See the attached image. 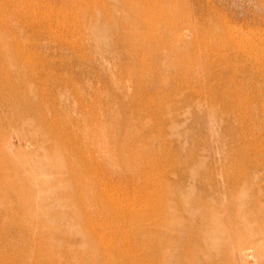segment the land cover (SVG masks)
<instances>
[{"label":"rangeland","instance_id":"374dc122","mask_svg":"<svg viewBox=\"0 0 264 264\" xmlns=\"http://www.w3.org/2000/svg\"><path fill=\"white\" fill-rule=\"evenodd\" d=\"M0 264H264V0H0Z\"/></svg>","mask_w":264,"mask_h":264},{"label":"bare ground","instance_id":"6f19581e","mask_svg":"<svg viewBox=\"0 0 264 264\" xmlns=\"http://www.w3.org/2000/svg\"><path fill=\"white\" fill-rule=\"evenodd\" d=\"M235 32V31H234ZM240 35V34H239ZM247 261V260H246ZM248 262V261H247Z\"/></svg>","mask_w":264,"mask_h":264}]
</instances>
